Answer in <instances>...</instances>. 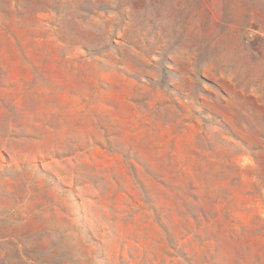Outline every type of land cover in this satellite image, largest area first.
Wrapping results in <instances>:
<instances>
[{
    "label": "rangeland",
    "instance_id": "rangeland-1",
    "mask_svg": "<svg viewBox=\"0 0 264 264\" xmlns=\"http://www.w3.org/2000/svg\"><path fill=\"white\" fill-rule=\"evenodd\" d=\"M0 264H264V0H0Z\"/></svg>",
    "mask_w": 264,
    "mask_h": 264
}]
</instances>
